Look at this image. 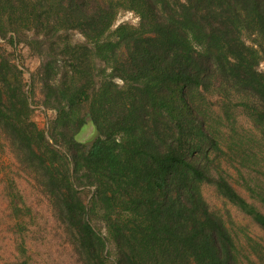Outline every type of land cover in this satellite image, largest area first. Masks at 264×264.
Returning <instances> with one entry per match:
<instances>
[{"label":"trees","instance_id":"obj_1","mask_svg":"<svg viewBox=\"0 0 264 264\" xmlns=\"http://www.w3.org/2000/svg\"><path fill=\"white\" fill-rule=\"evenodd\" d=\"M122 10L138 24L114 27ZM0 38L1 146L47 197L76 263H264V245L246 234L245 246L204 191L264 233V0H0ZM20 44L40 59L29 83ZM38 108L53 113L46 127ZM88 119L89 144L77 137ZM3 178L12 264H37L33 209Z\"/></svg>","mask_w":264,"mask_h":264},{"label":"rangeland","instance_id":"obj_2","mask_svg":"<svg viewBox=\"0 0 264 264\" xmlns=\"http://www.w3.org/2000/svg\"><path fill=\"white\" fill-rule=\"evenodd\" d=\"M138 21L139 17L137 14L130 10H122L117 16L114 27L121 22H129L137 25ZM11 33L12 32H9V34ZM71 38L74 42H86L85 37L78 31H71ZM0 41L2 42L1 44L7 46L2 38H0ZM17 54L21 56V59L24 62L23 64L27 69L25 80L29 83L30 72L36 70L40 64V59L37 55L32 54L29 48L24 44L17 46ZM16 62H18V60H16ZM259 67L264 70V57ZM35 98L38 101V107H42L39 102L42 98L39 83L36 84ZM52 114L51 111L43 112L38 108L34 117L40 126L46 127L48 119ZM235 116L237 119L236 128H238V132H243V128L248 130L251 127V122L241 107L236 108ZM96 135L97 132L95 126L88 119L86 125L82 128L77 137L79 140L85 141L89 144ZM1 143L2 141L0 140V264H12V261L15 258L14 240L6 228L7 223L13 222V218L9 215L7 200L3 192L5 179L3 177H6V172H8L9 177L16 182L18 188L23 194L26 204L33 209L35 215L33 219L34 221H30L27 218V221L30 222L29 227L31 230V236L27 238V242L34 252H40L42 254L41 257H37V264H78L74 261L71 246L64 241L47 197L42 193L41 188L34 182L33 178L19 168V165L9 150V147L1 146ZM3 169L5 170L2 171ZM231 180L242 194L250 198L248 191L240 183L241 181L237 173L231 177ZM204 191L212 208L220 209L223 213L226 212V208L230 210L232 219L235 223L229 222V225L233 230H237L240 235V241H243L245 246H247L246 234H249V236L260 241L264 245V233L259 227L252 224L249 219L240 213L234 206H231L230 204L225 205L224 200L215 193L212 187L205 186ZM261 208L264 211V205H261ZM224 214L226 215L227 213ZM94 225L98 230L106 234V228L101 221H95ZM244 227L245 229H243ZM110 249L113 250L112 243L110 244ZM256 260L257 259L255 258L254 261ZM245 264H254V262L249 263L245 260ZM258 264L264 263L258 261Z\"/></svg>","mask_w":264,"mask_h":264}]
</instances>
